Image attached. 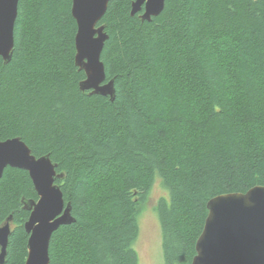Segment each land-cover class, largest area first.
Segmentation results:
<instances>
[{
	"label": "trees",
	"instance_id": "obj_1",
	"mask_svg": "<svg viewBox=\"0 0 264 264\" xmlns=\"http://www.w3.org/2000/svg\"><path fill=\"white\" fill-rule=\"evenodd\" d=\"M134 1L112 0L101 22L114 101L80 89L73 0H20L12 60L0 57V142L50 156L76 219L53 234L50 264H139L157 183L165 264H192L208 202L264 186V0H166L150 22ZM23 200H39L29 172L8 167L4 264L28 258Z\"/></svg>",
	"mask_w": 264,
	"mask_h": 264
},
{
	"label": "water",
	"instance_id": "obj_2",
	"mask_svg": "<svg viewBox=\"0 0 264 264\" xmlns=\"http://www.w3.org/2000/svg\"><path fill=\"white\" fill-rule=\"evenodd\" d=\"M112 0H90L87 9L82 0H73L72 14L78 25L76 35V65L86 74L80 83L81 91L115 100V79L107 82L102 53L109 36L101 22ZM20 0H0V18L5 21V39L0 57L5 63L12 60L15 46V24ZM166 0H135L131 15L140 14L142 21L150 22L165 8ZM0 145H21L24 154L6 150L0 160V180L8 167L29 172L39 196L38 201L23 200L30 212L25 223L29 235L26 264H50V243L53 234L62 226L76 223L71 203L56 184L63 178L49 155L36 157L20 138L0 142ZM37 164H41L37 167ZM208 216L196 243L192 264H264V186H256L246 193L224 194L211 199ZM214 222L210 228L209 220ZM12 217L0 227V264L5 263Z\"/></svg>",
	"mask_w": 264,
	"mask_h": 264
},
{
	"label": "rangeland",
	"instance_id": "obj_3",
	"mask_svg": "<svg viewBox=\"0 0 264 264\" xmlns=\"http://www.w3.org/2000/svg\"><path fill=\"white\" fill-rule=\"evenodd\" d=\"M165 195L166 192L157 183L152 193L151 203L140 218V235L134 245L139 255V264H165L161 228L154 212L156 201Z\"/></svg>",
	"mask_w": 264,
	"mask_h": 264
},
{
	"label": "snow or ice",
	"instance_id": "obj_4",
	"mask_svg": "<svg viewBox=\"0 0 264 264\" xmlns=\"http://www.w3.org/2000/svg\"><path fill=\"white\" fill-rule=\"evenodd\" d=\"M82 3H83L84 8L87 9L90 3V0H82ZM4 39H5V21H4V18H0V50L3 49ZM6 150H13L18 154L27 155V153L24 152V148L21 145H0V160L3 159L4 153ZM36 166L40 167L41 164H37ZM214 218L215 217L213 215V218L209 220L210 228L214 222Z\"/></svg>",
	"mask_w": 264,
	"mask_h": 264
},
{
	"label": "flooded vegetation",
	"instance_id": "obj_5",
	"mask_svg": "<svg viewBox=\"0 0 264 264\" xmlns=\"http://www.w3.org/2000/svg\"><path fill=\"white\" fill-rule=\"evenodd\" d=\"M11 217H12V216H11ZM11 217H10V218H11ZM12 223H13V222H11V227H12V225H13ZM4 225H5V224H4ZM4 225H2V226H4ZM0 227H1V226H0Z\"/></svg>",
	"mask_w": 264,
	"mask_h": 264
},
{
	"label": "bare ground",
	"instance_id": "obj_6",
	"mask_svg": "<svg viewBox=\"0 0 264 264\" xmlns=\"http://www.w3.org/2000/svg\"><path fill=\"white\" fill-rule=\"evenodd\" d=\"M20 170V169H19Z\"/></svg>",
	"mask_w": 264,
	"mask_h": 264
}]
</instances>
